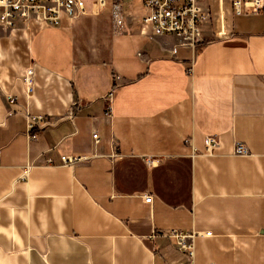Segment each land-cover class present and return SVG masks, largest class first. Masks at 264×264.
Instances as JSON below:
<instances>
[{
  "label": "crops",
  "instance_id": "1",
  "mask_svg": "<svg viewBox=\"0 0 264 264\" xmlns=\"http://www.w3.org/2000/svg\"><path fill=\"white\" fill-rule=\"evenodd\" d=\"M91 1L57 26L0 29V264H264V9L200 0L193 54L141 29L143 0L122 2L119 29ZM22 107L61 119L28 138ZM206 134L218 146L194 153ZM168 228L198 232L191 259Z\"/></svg>",
  "mask_w": 264,
  "mask_h": 264
},
{
  "label": "built area",
  "instance_id": "2",
  "mask_svg": "<svg viewBox=\"0 0 264 264\" xmlns=\"http://www.w3.org/2000/svg\"><path fill=\"white\" fill-rule=\"evenodd\" d=\"M124 0H92L89 12H99L107 10L111 16L114 29L122 26L123 11L122 2ZM200 0H143L147 7L146 14L140 17L141 29L148 28L152 34H172L177 38V44L188 46L193 54L197 49V42L200 40V27L208 18V13L200 6ZM234 12H257L264 9V0H231ZM87 12L83 0H0V29L13 30L16 28L29 29L34 26L47 25L57 26L61 19H73ZM194 56L189 59L186 71L192 69ZM117 75L114 76L116 78ZM23 92L29 96L33 88V68L28 66L22 77ZM9 100L15 99L14 95H9ZM110 109L112 91L101 97ZM28 138H33L41 128L50 126L58 122L61 116L51 118L40 113H31L26 107L21 110ZM67 117H72V112L66 113ZM91 137L97 141V133L93 131ZM218 146V139L215 134H206L202 138V149L193 148L196 154L208 155ZM112 156L116 153V143L112 145ZM248 153L247 147L240 141H235L231 154L245 155ZM84 159L83 155H60L63 164L71 165ZM145 164L155 163L156 158L145 156ZM141 199L149 203L152 199L150 193H144ZM198 232L193 230L182 231L176 228H168L163 234L170 238L172 245L184 252L190 259L193 253L192 239ZM208 232L206 231L205 234ZM212 262H210L211 264Z\"/></svg>",
  "mask_w": 264,
  "mask_h": 264
},
{
  "label": "rangeland",
  "instance_id": "3",
  "mask_svg": "<svg viewBox=\"0 0 264 264\" xmlns=\"http://www.w3.org/2000/svg\"><path fill=\"white\" fill-rule=\"evenodd\" d=\"M212 153H213V152H212ZM212 153H211V154H212ZM200 154H202V153H200ZM248 154H249V151H248V153H247V154H245V155H248ZM202 155H204V154H202ZM233 155H237V154H233Z\"/></svg>",
  "mask_w": 264,
  "mask_h": 264
}]
</instances>
